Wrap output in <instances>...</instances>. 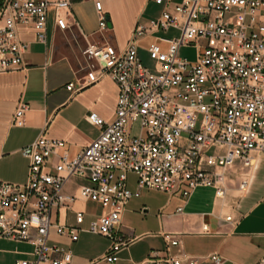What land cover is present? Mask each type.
Instances as JSON below:
<instances>
[{"label": "built area", "instance_id": "built-area-1", "mask_svg": "<svg viewBox=\"0 0 264 264\" xmlns=\"http://www.w3.org/2000/svg\"><path fill=\"white\" fill-rule=\"evenodd\" d=\"M160 14L136 23L126 44L87 42L82 49L84 75L78 88L110 78L118 88L115 114L107 122L95 112L86 119L100 128L92 142L68 158L64 141L39 135L20 148L28 159L22 184L0 181V237L32 246L30 257L0 264H71V250L49 244L51 228L76 241L83 230L109 240L103 261L116 264L132 239L119 232L121 214L142 189L187 198L198 186L226 192L225 171L236 162L249 167L252 155L264 152V0H152ZM69 0H2L0 4V73L23 69L29 43L18 38L16 25L36 30L44 42L49 8L59 29L68 27ZM98 26L106 28L101 1L94 0ZM175 28L172 38L159 37L146 46L153 69L139 57L141 39L158 30ZM195 49L192 61L179 55ZM68 90L73 88L69 83ZM28 106L20 104L11 123L23 126ZM138 122V129L132 128ZM128 174L137 187H126ZM71 178L84 181L75 194L64 192ZM247 178L239 181L244 190ZM92 201L102 212L86 228L83 210H74V223L53 219L78 201ZM181 208H178L180 211ZM225 220L232 222L230 215ZM203 229L207 228L203 226ZM179 234L164 235V255L151 252L132 264H199L183 251ZM207 264H226L217 253ZM264 260V258L262 259Z\"/></svg>", "mask_w": 264, "mask_h": 264}, {"label": "crops", "instance_id": "crops-1", "mask_svg": "<svg viewBox=\"0 0 264 264\" xmlns=\"http://www.w3.org/2000/svg\"><path fill=\"white\" fill-rule=\"evenodd\" d=\"M100 1L105 29L98 26L94 0H69L66 29L55 26L53 8H49L44 42L37 40L33 27L16 25L18 38L28 42L29 48L23 56V69L0 73V181L17 184L26 181L28 159L20 148L39 135L63 140V149L72 158L100 132V128L88 122L87 114L95 112L107 122L113 120L118 96L113 80L106 77L77 89L84 75L82 49L87 42L114 43L122 48L135 24L156 18L163 5L152 0ZM178 33L177 29L169 28L147 34L140 41L139 54L147 53L146 46L155 39L172 38ZM69 83L77 90H68ZM20 104L28 106L25 123L14 126L11 118ZM128 176L126 187L135 191L137 178L134 175L133 184H129ZM244 177L247 186L240 190L238 184ZM83 183L71 178L63 190L75 194ZM225 186L221 198L209 186L196 187L187 198L179 193L142 189L138 197L128 200L121 214L119 232L132 242L119 253L116 264L141 261L151 252L164 255L167 233L179 234L180 240L179 245L169 248L170 253L183 251L198 258L199 264H207L211 253L219 254L226 264H257L264 258V152L253 154L249 167L236 162L227 168ZM74 210L84 211L81 228H86L102 212L95 202L78 200L71 209L52 217L62 225H70L74 223ZM227 215L232 222L225 220ZM5 243H12L14 248L3 247ZM48 243L71 250V264H90L102 256L109 240L81 230L72 242L67 235L57 234L51 228ZM0 244V251L16 256L12 261L30 257L29 243L0 237ZM18 245L27 249L21 250Z\"/></svg>", "mask_w": 264, "mask_h": 264}, {"label": "rangeland", "instance_id": "rangeland-1", "mask_svg": "<svg viewBox=\"0 0 264 264\" xmlns=\"http://www.w3.org/2000/svg\"><path fill=\"white\" fill-rule=\"evenodd\" d=\"M168 35L171 36L173 34L168 33ZM108 38L109 37H107V39ZM112 45H114L115 47H117L116 44H114V43ZM179 55L182 56V57H186L188 60L192 61L194 59V56H195V49L193 47H191V46L182 47L179 50ZM139 57H140L141 63L144 66L150 68L151 70H154L153 69V61L149 58V55L147 53L141 52L139 54ZM137 129H138V122H136L134 124L133 128H132L133 133H136ZM134 179H135L134 175L133 174H130L128 176L129 184H133ZM0 245H2V244H0ZM2 246L5 247V248H9V249L14 248V245L12 243H5ZM17 247L19 249H21V250L27 249V247L24 246V245H18ZM21 256L22 255H18V257H21ZM14 257H16V256L14 254L10 253V252L0 251V263L1 262H9V261H12L14 259ZM257 264H264V260H260Z\"/></svg>", "mask_w": 264, "mask_h": 264}, {"label": "trees", "instance_id": "trees-1", "mask_svg": "<svg viewBox=\"0 0 264 264\" xmlns=\"http://www.w3.org/2000/svg\"><path fill=\"white\" fill-rule=\"evenodd\" d=\"M2 3V0H0V4Z\"/></svg>", "mask_w": 264, "mask_h": 264}]
</instances>
